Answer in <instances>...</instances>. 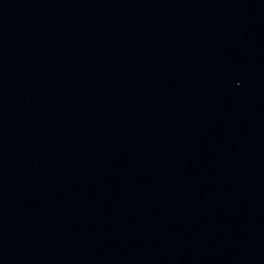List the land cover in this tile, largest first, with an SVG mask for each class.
<instances>
[{
  "label": "water",
  "instance_id": "95a60500",
  "mask_svg": "<svg viewBox=\"0 0 264 264\" xmlns=\"http://www.w3.org/2000/svg\"><path fill=\"white\" fill-rule=\"evenodd\" d=\"M0 264H6L5 262H3L2 260H0Z\"/></svg>",
  "mask_w": 264,
  "mask_h": 264
}]
</instances>
